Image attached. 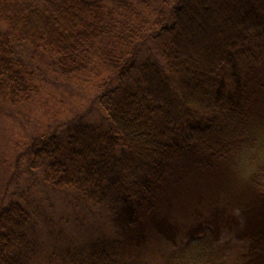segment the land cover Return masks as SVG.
Segmentation results:
<instances>
[{"label":"trees","instance_id":"16d2710c","mask_svg":"<svg viewBox=\"0 0 264 264\" xmlns=\"http://www.w3.org/2000/svg\"><path fill=\"white\" fill-rule=\"evenodd\" d=\"M135 1L0 0V98L15 101L32 89L29 71L15 57V47L22 44L53 53L58 70L67 75H84L102 65L109 78L99 85L97 99L107 127L70 118L60 136L51 133L31 141L30 166L40 168L43 181L54 189H75L98 204L113 196L120 228L150 223L157 234L169 238L175 227L155 205L180 171L187 166L214 169L253 140L259 85H252L248 74L234 79L230 73L241 65L250 42L264 47V0H165L159 10L166 11L170 26H160V41L156 38L161 35H151L143 27L145 20L131 13ZM195 9L223 18L212 61L195 56L196 48L195 53L185 51L189 45L179 42ZM147 37L156 40L160 60L139 61L138 47ZM136 64L135 78L123 87L121 79ZM113 79L121 84L107 87ZM247 184L264 208V165ZM261 217L262 223L264 213ZM28 221L29 213L17 202L0 208V264L23 263L30 245ZM232 221H215L219 228L227 227L222 236L216 229L214 238L226 237L232 229L227 239H247L252 251L264 246V224L240 229ZM143 240L137 233L130 241L137 246ZM112 256L101 252L97 261L132 264Z\"/></svg>","mask_w":264,"mask_h":264},{"label":"rangeland","instance_id":"374dc122","mask_svg":"<svg viewBox=\"0 0 264 264\" xmlns=\"http://www.w3.org/2000/svg\"><path fill=\"white\" fill-rule=\"evenodd\" d=\"M164 1L136 0L130 4L133 16L145 20L146 31L162 36L156 38L159 41L164 39L160 26H170L166 11L159 10ZM226 4L229 9V2ZM213 8H217L215 4ZM208 13L200 15L195 9L189 14L183 38L179 39L189 45L185 51L195 53L197 49L195 56L201 54L206 62L216 56L212 50L219 36L217 31L224 29L223 18ZM155 22L157 26L150 27ZM201 22L204 28H195ZM215 26L218 27L212 32ZM155 41L147 37L145 44L138 47L139 61L160 60ZM246 49L241 65L230 74L234 79L248 74L252 85H259L253 140L214 169L203 171L187 166L180 171L155 205L157 212L166 215L175 227L168 238L157 234L150 223L139 221V227L120 228L114 220L117 207L113 208V196L98 204L75 189H54L43 181L40 168L30 166L31 141L51 133L60 136L70 118L71 122L107 127L97 95L102 92L99 85L109 75L100 64L94 72L67 75L58 70L53 53L35 51L24 44L16 46L15 57L29 71L32 89L15 101L0 98V208L17 202L29 213L30 245L22 255V264H85L87 259L99 264L101 252L107 258L118 254L122 262L132 264H264V246L252 251L247 248V239H227L232 229L227 230L226 237L214 238L217 230L222 236L223 227H227L214 224L224 217L233 218L230 223L240 229L264 224L260 222L264 208L253 198L247 184L253 171L264 165V47L253 41ZM137 68L136 64L121 79L123 87L130 86ZM121 83L113 79L107 87ZM137 233L145 240L136 246L130 240Z\"/></svg>","mask_w":264,"mask_h":264}]
</instances>
